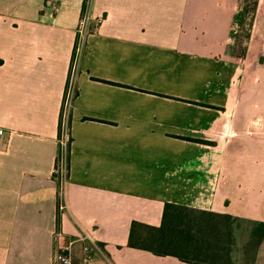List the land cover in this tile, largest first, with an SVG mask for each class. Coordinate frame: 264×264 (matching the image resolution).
<instances>
[{
  "label": "crops",
  "instance_id": "obj_1",
  "mask_svg": "<svg viewBox=\"0 0 264 264\" xmlns=\"http://www.w3.org/2000/svg\"><path fill=\"white\" fill-rule=\"evenodd\" d=\"M0 129V264H264V0H0ZM165 220L174 255L128 246Z\"/></svg>",
  "mask_w": 264,
  "mask_h": 264
},
{
  "label": "built area",
  "instance_id": "obj_2",
  "mask_svg": "<svg viewBox=\"0 0 264 264\" xmlns=\"http://www.w3.org/2000/svg\"><path fill=\"white\" fill-rule=\"evenodd\" d=\"M89 0H85V4H88ZM89 21L88 14L85 13L83 10L81 13V16L78 20L77 25V35L82 38L85 34V30L87 27V23ZM67 93L65 95V101H63V106L61 109V132L59 137L60 142V148L59 152L57 154V158L55 161V166L53 170V177L59 184V190H58V213L63 212L66 210V201H65V195H64V185L66 181V171H67V151H66V130L67 128V120H68V113L69 109L72 106L73 101V93L74 86L72 84V80H70V84H68L67 87ZM4 134V131L0 129V136ZM55 237V249L54 253L51 257L50 264H74L73 262V247L77 241H87L93 244V239L89 235V233H81L78 239L72 240V239H65L64 233L62 231H55L54 233ZM84 251H87V248H84Z\"/></svg>",
  "mask_w": 264,
  "mask_h": 264
},
{
  "label": "trees",
  "instance_id": "obj_3",
  "mask_svg": "<svg viewBox=\"0 0 264 264\" xmlns=\"http://www.w3.org/2000/svg\"><path fill=\"white\" fill-rule=\"evenodd\" d=\"M60 125L61 124L59 123V137L61 132ZM168 207L172 208V217L177 214L179 216H189V211L186 209L174 206ZM184 210L186 211V215L181 214ZM258 228L260 229L258 233L261 236H264V223H259ZM188 231L189 230L180 229V227L175 226L173 223L167 224L166 220L158 229L133 223L128 240V246L131 248L147 250L155 255H165L167 253L174 255L176 248L175 243H177L178 247L182 248V246H180L182 240H187V242L190 241V233Z\"/></svg>",
  "mask_w": 264,
  "mask_h": 264
},
{
  "label": "rangeland",
  "instance_id": "obj_4",
  "mask_svg": "<svg viewBox=\"0 0 264 264\" xmlns=\"http://www.w3.org/2000/svg\"><path fill=\"white\" fill-rule=\"evenodd\" d=\"M247 23V22H246ZM235 27V26H234ZM236 28V27H235ZM232 33V32H231ZM237 34V33H235ZM232 35V34H231ZM70 80H73V75L69 77V82L68 84H70ZM68 84H67V87H68ZM73 84V83H72ZM67 90V88H66ZM67 91H65V95H66ZM75 97V93H73V98ZM64 101H65V96H64ZM72 107V106H71ZM71 109V108H70ZM69 109V111H70ZM60 123L62 124V120H60ZM61 126V125H60ZM66 130V143H65V146H66V151H67V154H68V147H69V139H70V136H69V124H68V120H67V128L64 129V131ZM67 158H68V155H67ZM67 173V171H66ZM66 177H67V174H66Z\"/></svg>",
  "mask_w": 264,
  "mask_h": 264
}]
</instances>
